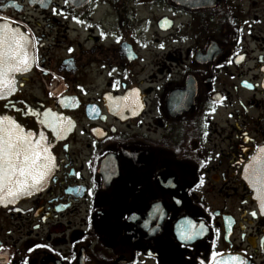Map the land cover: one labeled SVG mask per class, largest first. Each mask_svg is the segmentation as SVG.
Wrapping results in <instances>:
<instances>
[{
    "label": "flooded vegetation",
    "instance_id": "1",
    "mask_svg": "<svg viewBox=\"0 0 264 264\" xmlns=\"http://www.w3.org/2000/svg\"><path fill=\"white\" fill-rule=\"evenodd\" d=\"M0 13L34 57L9 74L0 115L42 134L56 165L0 205V264H264L244 179L264 149V0H0Z\"/></svg>",
    "mask_w": 264,
    "mask_h": 264
},
{
    "label": "snow or ice",
    "instance_id": "2",
    "mask_svg": "<svg viewBox=\"0 0 264 264\" xmlns=\"http://www.w3.org/2000/svg\"><path fill=\"white\" fill-rule=\"evenodd\" d=\"M30 46V41L18 29L0 24V98L15 91V79L9 74L26 71L34 59L28 51ZM33 135L10 117L0 116V202L5 199L14 201L20 195L37 189L56 166L47 144L43 142V135L35 140ZM255 160L264 165V149ZM260 171L253 167L250 178L257 185V190L264 194V179L260 178ZM259 207L264 212V198L259 199ZM218 255L213 253V264H225L222 258L216 259ZM230 264L246 262L240 256H233Z\"/></svg>",
    "mask_w": 264,
    "mask_h": 264
},
{
    "label": "water",
    "instance_id": "3",
    "mask_svg": "<svg viewBox=\"0 0 264 264\" xmlns=\"http://www.w3.org/2000/svg\"><path fill=\"white\" fill-rule=\"evenodd\" d=\"M193 4L196 3V0H191ZM1 116V115H0ZM22 129L25 130V128L21 127ZM26 131V130H25ZM28 132V131H26ZM33 139H34V136H33ZM35 140V139H34ZM49 150V149H48ZM259 154H257L255 156V158L258 156ZM255 158L253 160H251L250 164L246 167L245 169V174H244V179L246 180V182L249 184V186L251 187V189L254 191V194H255V198L257 199H260V198H264V194H262L260 191L257 190V185L255 183H253V180L250 178V172H251V169L253 167H256V168H259L261 171H260V178L263 179L264 177V174L262 172V164H258L255 160ZM52 173V171H51ZM51 173H50V176L49 178L41 185L39 186L37 189H34L32 190L30 193H26V194H22L20 195L17 199H15L14 201L12 200H8V199H5L3 200L2 202H0V205H7V204H10V203H14L16 201H18L19 199L23 198V197H26V196H30L36 192H39L40 190H42L43 188H45V186L48 184L49 180H50V177H51ZM259 202V201H258Z\"/></svg>",
    "mask_w": 264,
    "mask_h": 264
}]
</instances>
